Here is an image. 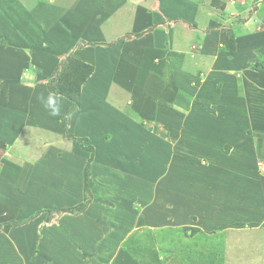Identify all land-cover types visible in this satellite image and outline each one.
<instances>
[{
    "label": "crops",
    "instance_id": "crops-1",
    "mask_svg": "<svg viewBox=\"0 0 264 264\" xmlns=\"http://www.w3.org/2000/svg\"><path fill=\"white\" fill-rule=\"evenodd\" d=\"M198 1L0 0V224L3 222H10L12 224L8 230L2 229L0 231V240L2 241L0 243V264H62L63 255L68 256L65 259H69V257H74L75 259L79 257L78 251L81 252V255L90 254L93 250H96L95 247L116 249L114 252L116 257L110 258V263L115 264V261L116 264L125 263V258L119 257L120 252L117 250L123 249V247L115 245L117 244V239L114 236L109 238L104 237L105 239H101L98 243H96L95 236L93 241L90 237H86L82 242H78L76 240L79 237L78 230H80V227L73 220L74 215L65 214L56 218L58 215L56 211H53L56 215L52 216L50 218L51 221H49V216L47 217L49 214L45 213L52 211L51 208L47 207L50 206L51 200L43 202L42 196L44 191L43 193L39 191L38 181L35 178L41 170L42 173H47L45 172V168L48 171L47 174L50 175L52 171L50 168L56 165L58 167L57 174H60L58 179L60 178V180L67 183V187L69 188L67 190L64 186L62 190L66 191L68 195H73V198H77L78 194H80V184L83 181L79 179L82 175L81 167L83 165L86 166V160H90L91 157L89 158V156H91V153L96 148V151H100V157H94L95 159L91 160V170L94 171L93 177L101 180L99 182L100 185L95 186L97 193H99L98 196L102 195L105 199L107 197L117 207L118 205L124 206L122 213L114 212L118 214L115 218H120L119 220L124 219L127 221L132 215H138L141 206L136 205V208L128 206L125 201L126 198L121 196L123 193H119L120 190L122 191L123 186L133 190V193L135 187L137 188L136 192L139 191L141 189L140 180L138 178L137 181L134 179L135 183L132 181L133 183L127 186L128 183L124 179H121L122 177H126L125 174L120 175L117 170L129 168L127 164L131 161L135 164L142 163L139 157H142L141 153L143 151L146 154L153 152L155 155L166 153L164 144H160V146L156 145L154 148L155 144L150 140L151 137L158 135L153 130L147 131L142 128L140 123H135L140 117L135 116L136 118H133L134 123L129 124L124 133L127 138L125 143L128 145H126V148L123 146L124 151L121 145L116 143V138H114L116 129L114 131L112 129L111 131V129L106 128L103 130V133H107L110 136V139L106 141L113 145L116 143L117 147L112 150L111 145L107 144L105 146L104 134L101 133L102 139L94 144L95 147L90 145L93 146L94 151L92 149H90L91 152L87 150V156L84 158V161L79 160L76 162L74 161L76 158L74 155L79 151L78 142L74 138L72 141L66 139L65 133L68 131L74 135L89 136V132L86 131L89 122L88 108L91 98H94V93L89 87V83L96 73H98L100 67L107 66L110 57L113 60H119L125 54L124 51L128 52V60L131 63L132 70L138 72L140 71V66H137L138 62L133 61L134 55L132 54V50H135L134 52H143L144 49L150 47L154 49V63L159 65L167 64L164 66L167 69V73H169L168 63L164 61L162 56L163 52H166V46L176 44L179 47H185L182 42L185 44L188 42L186 38L188 31L185 32L183 30V26L180 25L181 23L188 25L192 21L202 17L201 14L203 12H206L205 15L203 14V18L211 16V22L215 18L222 21L239 20L240 17H246L248 13H250V16L246 19L249 20L247 24L253 23L252 21L255 20H264V0H204L201 2V5H198ZM209 10L210 12H207ZM211 10L213 11L211 12ZM132 18L139 20L141 23L137 25L130 24L128 19ZM168 20H176L175 23L179 20L176 26H174L175 30L173 32L172 29L164 31L157 29L156 24H163V22H167ZM197 21L201 27L209 25L206 24L208 20ZM164 26V29H167V25ZM188 26H186V30ZM244 29L247 33H252L248 28ZM179 30L184 32V34ZM179 32L180 34H178ZM177 34L184 35V38L177 36V39ZM182 52V54L176 56L175 63L179 68H184L185 60L186 64H189L188 56L183 49ZM261 53L263 64H261L262 69L259 68L258 70L264 72V50ZM239 54H235L236 57L232 60L230 59V63L234 61L236 64L241 65ZM68 57H74L86 62L95 69L82 85L79 103L70 100L64 95L51 93L48 89V82L56 76L58 68L61 67ZM212 57L211 64H215V66L217 62L225 61L217 59L215 55ZM243 61L242 66H246V59ZM249 61L250 58L248 59ZM223 64L226 66V63ZM116 66H119L117 72H121L122 69L118 62ZM20 77H23L22 82L19 80ZM232 85L235 86V82ZM232 85L229 87V98L226 100V106L229 107L227 113L224 112L223 118H216V116L214 118L208 117L213 121L215 126L218 125V132H222V129L228 128V126L225 127L227 125V118L232 110L231 106L235 104L233 102L238 97L237 89L232 88ZM41 95L45 98L49 95L55 97L57 103L60 105L59 116L54 117L49 114V110L38 99ZM115 98L116 96L112 94L109 97L108 104L112 105L111 107L113 108H117V112L119 110L124 112L125 104L118 108L119 103L116 102ZM147 105L152 106L153 104L149 101ZM223 106L220 109L224 110L225 107ZM76 107L79 108L78 113H74L73 110L72 112L71 108ZM143 112L145 114L143 117L146 119L153 116V113L149 109ZM70 115L72 116L71 119L68 118ZM78 119H82L83 122L78 124ZM128 119L130 120L131 118ZM246 119L248 117L244 118V120ZM114 121H117V124L122 123L120 122V115L117 114ZM134 127L135 130H139L136 134L134 133ZM119 128L117 129L119 130ZM80 131L82 133H79ZM246 131V129H244V133L242 131L238 132V130L233 131V135L236 134L237 136L235 148H238L244 139L246 140ZM140 133L145 134L149 138L147 144L143 145L140 141V144L137 143V134ZM245 145L244 149H238L240 156H233L232 159L228 158L229 162L226 164L228 168L225 166L215 168L213 164L210 165L213 171L228 170L227 173L234 176L233 178H227L223 182L215 180L216 187L212 195H208L211 196V200L206 195L198 194L197 201L195 199L196 205L195 203L187 205L186 199L185 202L183 201L184 196L181 198L175 193H168L163 196L164 198H161V202L167 201V208L164 209L162 204H155V201L160 199H157L158 194H150L143 208L146 209L149 201H152L150 212L152 211L153 214L150 215L148 212L147 224L144 228L149 229L146 231L149 235L143 238L155 246L162 241L170 247L175 246L173 245V237L181 231L177 228V225L180 224L179 222L182 221V218L187 219V215L191 217L190 213L195 212L194 214H197L195 222L201 228L199 234L202 235L199 236L198 243L202 249L204 261L207 264L221 263L220 259L222 257L219 260L218 256L213 257L212 262L208 258L210 251L221 250L220 244H224L223 248H227L226 251L228 250V256L225 257L223 255V259H229L228 264H237L239 259H241L240 264H264V256H262L264 254H259V252L255 255H249L248 258L241 256V258L233 259L234 257L230 256L232 252L240 248V245L247 247L248 242H246L247 238L235 240L238 233L236 228L233 226L224 227L227 221H223L224 217L230 218L236 216V218H233L234 220L232 218H230V221L228 220V225H234L242 221L243 219L241 218L244 216H254L257 219L254 221H259L264 215V199H254L252 198L254 196L239 189L240 185L241 188L246 185H252V190L255 184L263 185L264 182V175L261 174L257 166V160L260 157L257 156L254 159V145L252 143ZM149 146L153 147V149H150ZM139 152L140 154H138ZM133 153L137 154L136 161L132 158ZM121 155L126 156L128 159L124 160ZM162 161L164 163H162L163 166L169 168V161L167 160L168 164L166 160ZM156 162L151 167L158 168ZM183 167L184 163L182 161L180 168L175 167V170L179 172L182 179V184L183 176L185 175L182 173ZM244 168H249L250 172L247 173V171L246 174L243 171ZM237 171H241L242 174L245 173L247 180L248 177L250 178L247 183L242 182L241 184L240 180H238L239 177H235ZM122 173H126L129 178H132L130 172L125 171ZM150 176H153V173L148 171L147 178L152 181V177ZM44 177L42 176V180ZM206 178L210 180L207 175ZM77 180L79 183L75 185ZM228 181L234 184L233 190L231 187H226ZM152 182V186L158 190L159 183L157 179ZM210 182L212 181H208L207 185ZM222 184L225 185L222 186ZM162 185L163 182L160 186ZM33 187L38 189L34 190ZM221 189H224L226 193L221 194ZM240 191L241 193L245 192L241 196L243 198L247 197L252 203L251 206H245L243 212H238L236 209L232 212L233 210L228 203V211L225 212V209H222L221 202H230L232 200L230 202L232 204L236 198L240 197L238 195ZM6 195L8 196L6 197ZM138 197L139 195H137V199ZM61 198V193L57 194L56 198H53L54 206L60 204ZM23 200L27 201V207L25 208L19 205V202ZM28 200H32L33 202H39L40 200L42 202L30 204ZM68 203V205H74L72 200ZM97 203H90L86 209V213L90 211L96 213L102 211V206H99ZM180 203H182V208H184V212L181 215L176 211L177 207L181 205ZM54 209L59 210V207ZM147 211H149L148 208ZM185 212L187 214H183ZM71 224H74V226H71ZM240 231L242 234L248 233ZM167 232H170L168 237L166 236ZM139 235L141 237V234ZM18 238H20L21 242ZM218 241H221V243H218ZM133 247L136 248L137 246ZM250 249L252 248L250 247ZM243 259L247 263H244ZM226 260L222 263H225Z\"/></svg>",
    "mask_w": 264,
    "mask_h": 264
},
{
    "label": "rangeland",
    "instance_id": "rangeland-1",
    "mask_svg": "<svg viewBox=\"0 0 264 264\" xmlns=\"http://www.w3.org/2000/svg\"><path fill=\"white\" fill-rule=\"evenodd\" d=\"M202 1L204 0H199L198 5H201ZM212 11L213 10H211V12ZM207 12H210V10ZM205 13L206 12H203L201 14L202 17L197 19L208 20L206 24L209 25L205 27L199 26L200 23L197 20L189 23V26L186 23L180 24L183 26L185 32L188 31V35L186 36L188 39L187 44L182 42L185 47H179L176 44L166 46V52H163L164 54L162 56L164 61L168 63L167 67L168 70H170L169 73H167V69L164 66L167 64L159 65L154 63V49L150 47L144 49L143 52H134L135 50H132V54L134 55L133 61L138 62L137 66H140V71L138 72L132 70L131 63L128 60V52L124 51L125 54L122 55L119 60H113V58L110 57L107 66L100 67L98 73H96L89 83V87L94 93V98H91L88 108L89 122L86 131L89 132V136L74 135L68 131L65 133L66 139L72 141L74 138L78 142L79 151L74 155V157H76L74 161L76 162L79 160L84 161V158L87 156L86 151H90L87 149V146H94V144L102 139V134H104V141L110 139L107 133H103V130L106 128L111 129V131L112 129L113 131L116 129L114 138H116V143L121 145L124 151V147L126 148L127 145L125 143L127 138L124 133L128 125L134 123L133 118H136L135 116H140L135 123H140L142 128L147 131L153 130L158 135L151 137L150 140L155 144L154 148L156 145L160 146V144H164L166 153L155 155L153 152L146 154L143 151L141 153L142 157H139L142 163L135 164L131 161L127 164L129 168L117 170L120 175L125 174L126 177H122L121 179H124L126 183H128L127 186H130V183H133L132 181H134V179L136 181L137 178L140 180L141 189L139 191L136 192L137 188L135 187L133 193V190L123 186L122 191L120 190L119 193L124 194L121 196L126 198L125 201L128 206H133L134 208H136V205L141 206L138 215H132L127 221L115 218L118 214L114 212L122 213L124 206L118 205L117 207L115 203L107 197L105 199L102 195L98 196L99 193H97V188L95 186H99L101 180L98 178L97 180L93 177L94 171L91 170L92 163L88 164L90 160H86V166L83 165L81 167L82 175L79 179L83 181L80 184V194H78L77 198H73V195H68L66 191L62 190L64 186L67 190L69 188L67 187V183L60 180V178L58 179L60 174H57L58 167L56 165L53 168L49 167L52 170L50 175L47 174L48 171L45 168V172L47 173H42L41 170L35 178L38 181L39 191L42 193L44 191V197L42 196L44 203L51 200V206L53 204V198H56V195L61 193L62 198L60 204H56L55 206L53 204L51 207L47 206L52 210L49 213H45L49 214L47 215L49 219L55 216L56 213L58 215L56 218L65 214L74 215L73 220L76 222V225L80 227V230H78V239L75 235L76 241L78 242H82L86 237H90L93 241L95 236L97 240L96 243H98L104 237L109 238L114 236L117 239V244L115 245L123 247V249L117 250L120 252L119 257L122 256L125 258L124 264H207V262L204 261L203 252L198 243V238L202 235L199 234L201 228L198 223L195 222V219H197V214H194L195 212L190 213L191 217L187 215V219L182 218L181 222L178 221L180 224L177 225V228L181 231L177 235H174L175 238L173 237V245L175 246L170 247L164 244L163 241L155 246L153 243L150 244L149 241L143 238L149 235L146 233L149 229L144 228L147 224L148 212L150 215L153 214L152 211L150 212L152 201H149L146 209L143 208L146 200H148L147 197L150 194H158L157 199H160L155 201V204H162L164 209L167 208V201L161 202V198L168 193H175L181 198L184 196L183 201L185 202L186 199L187 205H192L193 203L196 205L198 194L206 196L212 195L216 187L215 180L223 182L229 177H234L227 173L228 170L213 171V168L210 167L211 164H213L215 168H219L220 166L228 168L226 165L229 162L228 158L232 159L233 156H240L238 149H244L246 147L245 144L249 145L250 143L254 145V159L257 156L264 157V72L258 70V63L262 55L261 51L263 52L264 50V20H255L252 21L253 23L247 24L249 20L246 19L250 16V13H248L246 17H240L239 20L222 21L215 18L211 22V16L203 18V14L205 15ZM128 21L130 24L136 25L141 23L135 18L128 19ZM175 21L176 20H168L167 22H163V24H156V27L163 31L172 29L173 32L175 30L174 26H176L179 20L176 23ZM164 25H167V29H164ZM186 26H188L187 30L185 29ZM244 28H248L252 33H247ZM256 30L257 32H255ZM180 32L178 34H180ZM178 34L176 38L177 36L184 38V35ZM182 34H184V32H182ZM182 49L188 56L187 59L189 64H186L185 60L183 65L184 68H179L175 62L176 56L183 53ZM235 54H239L241 65L236 64L234 61L230 63V61L236 57ZM214 55L217 56V59H222L226 62H217L216 66L215 64H211L213 59L212 56ZM70 58L71 57H68L67 60L69 61ZM247 58H250L249 62ZM245 59L246 66H242L243 60ZM67 60L65 59V61ZM117 62L122 69L121 72H117L119 69V66H116ZM223 63H226V66ZM94 70L93 67V71ZM52 79L48 82V89L51 93H55V91L52 90V88L55 89V85L51 83ZM19 80L22 82L23 77H20ZM233 82H235V86L232 85ZM231 85L232 88L237 89L236 92L238 93V97L236 101L233 102L235 104L231 106L232 110L227 118V125H225L224 122L225 127L228 126V128L222 129V132H218V125L215 126L213 121L208 117L214 118L216 116V118H223L224 112L227 113L229 107L226 106V100L229 98L228 91ZM55 94L62 95L59 93ZM112 94L116 96L115 100L120 104H118V108L125 104L124 112L119 110V112H121L119 113L117 112V108H113L111 107L112 105L108 104L109 97ZM149 101L153 104L152 106L147 105ZM93 102L95 103L94 105ZM217 104L219 106L218 108ZM222 105L225 107L224 110L220 109ZM78 109V107L71 108V111L73 110L74 113H78ZM147 109L153 113V116L148 119L143 117V115H145L143 111ZM117 114L120 115V122H122L120 124L114 121ZM121 114L123 115L121 116ZM75 115L77 116V114ZM243 117H248V119L244 120ZM68 118L71 119L72 116L70 115ZM128 118L131 119L129 120ZM81 122H83L82 119L77 120L78 124ZM117 128H119V130ZM244 129L247 130L246 140L244 139L238 148H235L237 136L236 134L233 135V131L238 130V132H243ZM138 131L139 130L136 129L134 133L136 134ZM79 133L82 132L80 131ZM137 138V143H139V141L142 142L143 145L148 143L147 141L149 138L145 134H137ZM93 140L95 141L93 142ZM116 143L113 145L106 141L105 146H107V144L111 145L113 150V148L117 147ZM149 148L153 149V147L150 146ZM99 152L100 151H96L95 148V151L91 153L89 158L91 157L90 159L93 160L98 156L100 157ZM138 154H140V152ZM121 157L124 160L128 159L124 155H121ZM136 157L137 154L133 153L132 158L135 161ZM162 160H166V162L167 160L169 161V168L163 166L164 163ZM155 161H157L156 166H158V168L151 167L154 166ZM181 161L184 163L182 173L185 174L183 176V184L181 183L182 179L179 172L175 170V167L180 168ZM87 164L90 167L88 175L92 182L90 185H88V182L85 180V174L87 170H89ZM125 171L130 172L132 178H129L126 173H122ZM148 171L153 173V176H150L152 177V181L157 179L159 183L158 190L152 186L153 182L147 178ZM207 171H209L210 174L207 173ZM243 171H245V173L247 171V173L250 172L249 168H244ZM245 173L242 174L241 171H237V174H235V177H239L238 180H240L241 184L242 182L247 183L250 179L248 177L247 180V173ZM261 174L264 175V171H261ZM206 175L209 176L212 181L208 185L207 182L210 180L206 178ZM42 176H45L43 180ZM71 180L73 179L71 178ZM162 182L163 185L160 186ZM77 183H79L78 180L75 182V185ZM224 185L225 184H222V186ZM226 187H231L233 190L234 184L228 181ZM254 187L251 190L252 185H246L242 188L240 185L239 189L251 194L254 196L252 197L254 199H264V182L263 185L255 184ZM33 189L36 190L38 188L33 187ZM220 191L221 194L226 193L224 189ZM244 193L240 191L238 193L240 197L236 198L232 204L230 203L232 200H230V202L222 201V209H225V212H227L229 203L233 210L232 212H234L235 209L238 212H243L245 206H251L252 204L247 197L243 198L241 196ZM137 195H139L138 199ZM7 196L8 195H6V197ZM208 197L209 199L211 198V196ZM70 200L73 201L74 205H68ZM28 201H30V204L42 202L40 200L39 202H33L32 200ZM93 202H98L97 204L102 206V211L98 213L93 211L86 213L88 205ZM19 203L21 207H27L26 200ZM63 203L64 205H62ZM81 204L86 207L84 210H80L84 208ZM180 204L181 205L177 207L178 210L176 209V211L181 215V213L184 212V208H182V203ZM63 206L64 208H62ZM56 207H59V210L54 209ZM147 208L149 211H147ZM53 211H56V213H53ZM83 211L84 213H82ZM183 214L187 213L185 212ZM230 218L233 219L236 218V216ZM230 218L224 217L223 221H227L224 227L233 226L238 232L235 240L247 238L246 242H248L247 247L240 245V248L232 252L230 256L234 257L233 259H238L241 258V256L248 258L249 255L258 254L257 252H259V254H264V215L259 221H254L257 220L255 219L256 217L247 215L241 218L243 219L242 221L234 225H228ZM49 221H51V219ZM49 221L47 220V222ZM10 225H12L10 222L1 223L0 231L2 229L8 230ZM71 226H74V224H71ZM240 230L248 233L242 234ZM139 234H141V237ZM169 234L170 232H167L166 236L168 237ZM18 239L21 242L20 238ZM1 242L0 240V243ZM218 243H221V241H218ZM133 246L137 247L134 248ZM220 247L221 250L219 251L212 250L209 252V261L212 262L213 257L218 256V260L222 257V259H220V264H228L229 259H223V255L225 257L228 256V250L226 251L227 248H223L224 244H220ZM250 247L252 249H250ZM95 249L96 250H93L92 253L89 254L85 252L86 254L83 255L78 251L79 257L75 259L74 257L65 259V257L68 256L63 255L61 262H63L62 264H111L110 258L116 257V255H114L116 249L112 250L109 247L105 249L95 247ZM224 260H226L225 263H222ZM240 260L241 259H239L237 264H240ZM244 263H247V261L244 260Z\"/></svg>",
    "mask_w": 264,
    "mask_h": 264
},
{
    "label": "trees",
    "instance_id": "trees-1",
    "mask_svg": "<svg viewBox=\"0 0 264 264\" xmlns=\"http://www.w3.org/2000/svg\"><path fill=\"white\" fill-rule=\"evenodd\" d=\"M258 64H263L262 59H260ZM92 72H93V66L87 64L86 62L78 60L74 57H71L69 61L67 60L63 62L61 67L58 68L56 72V76L51 81V83L55 85L54 86L55 89L52 88V90L55 91V93L62 94L67 98H69L70 100L79 103L82 93V85L88 79V77ZM92 147L93 146L89 145L87 146V149L93 150ZM89 163H91V159L88 162V164ZM88 164H87V168L89 170H87L85 174L86 176L85 180L86 182H88V185H90L92 182H91V178H89L88 176L90 172V167ZM82 207H84V205Z\"/></svg>",
    "mask_w": 264,
    "mask_h": 264
},
{
    "label": "clouds",
    "instance_id": "clouds-1",
    "mask_svg": "<svg viewBox=\"0 0 264 264\" xmlns=\"http://www.w3.org/2000/svg\"><path fill=\"white\" fill-rule=\"evenodd\" d=\"M38 99L41 101V103L44 105V107L49 110V114L51 116L55 117V116L60 115V105L57 103L54 96L49 95L47 98H45L43 95H41L38 97ZM0 161H1V157H0ZM258 170L260 171L259 168H258Z\"/></svg>",
    "mask_w": 264,
    "mask_h": 264
},
{
    "label": "built area",
    "instance_id": "built-area-1",
    "mask_svg": "<svg viewBox=\"0 0 264 264\" xmlns=\"http://www.w3.org/2000/svg\"><path fill=\"white\" fill-rule=\"evenodd\" d=\"M257 165H258V168L260 169V171H264V157H260L257 160Z\"/></svg>",
    "mask_w": 264,
    "mask_h": 264
},
{
    "label": "water",
    "instance_id": "water-1",
    "mask_svg": "<svg viewBox=\"0 0 264 264\" xmlns=\"http://www.w3.org/2000/svg\"><path fill=\"white\" fill-rule=\"evenodd\" d=\"M259 68L262 69V65H260Z\"/></svg>",
    "mask_w": 264,
    "mask_h": 264
}]
</instances>
